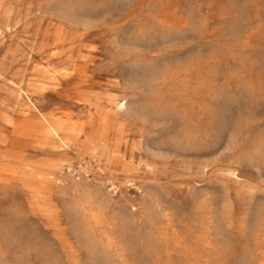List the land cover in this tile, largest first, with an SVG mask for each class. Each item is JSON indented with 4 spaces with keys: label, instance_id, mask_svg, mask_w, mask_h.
Segmentation results:
<instances>
[{
    "label": "rangeland",
    "instance_id": "374dc122",
    "mask_svg": "<svg viewBox=\"0 0 264 264\" xmlns=\"http://www.w3.org/2000/svg\"><path fill=\"white\" fill-rule=\"evenodd\" d=\"M0 264H264V0H0Z\"/></svg>",
    "mask_w": 264,
    "mask_h": 264
},
{
    "label": "bare ground",
    "instance_id": "6f19581e",
    "mask_svg": "<svg viewBox=\"0 0 264 264\" xmlns=\"http://www.w3.org/2000/svg\"><path fill=\"white\" fill-rule=\"evenodd\" d=\"M47 120H48V126L46 127V129L49 131H55V123L57 120H53L48 115H47Z\"/></svg>",
    "mask_w": 264,
    "mask_h": 264
}]
</instances>
